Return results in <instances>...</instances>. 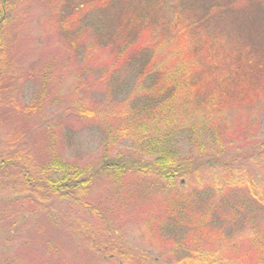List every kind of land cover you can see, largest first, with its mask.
Listing matches in <instances>:
<instances>
[{
  "label": "trees",
  "instance_id": "obj_1",
  "mask_svg": "<svg viewBox=\"0 0 264 264\" xmlns=\"http://www.w3.org/2000/svg\"><path fill=\"white\" fill-rule=\"evenodd\" d=\"M62 2L55 0L52 12ZM16 4L0 0V106L28 114L35 104L17 106L4 93L6 35ZM96 5L98 0H69L64 7L73 11L62 13L55 28L63 33L77 13ZM152 12L123 13L114 56L133 78L121 103L102 114L105 142L98 163L64 161L54 149L40 163L27 149L0 151L1 190L11 172L21 190L58 197L88 188L99 174L117 184H124L123 177L138 178L133 190L142 189L155 205L154 225L194 233L207 220L218 222L216 214L232 223L236 217L245 224L244 251H251L253 260L233 264H264V221H255L264 212V143L253 140L256 116L264 110V0H158ZM208 137L215 141L210 150ZM233 139L244 143L247 152L226 156ZM123 140L132 141L141 156H111L110 150ZM186 142L195 155L183 161ZM81 204L95 211L86 201ZM73 226L76 239L101 261L160 264L124 236V227L111 222L101 228ZM224 242L232 243L220 244ZM171 244L183 248L181 242ZM220 246L208 252L197 243L167 264H227L221 261Z\"/></svg>",
  "mask_w": 264,
  "mask_h": 264
},
{
  "label": "rangeland",
  "instance_id": "obj_2",
  "mask_svg": "<svg viewBox=\"0 0 264 264\" xmlns=\"http://www.w3.org/2000/svg\"><path fill=\"white\" fill-rule=\"evenodd\" d=\"M68 1L63 0L58 11L52 12L55 0H17L6 35L8 75L4 93H9L17 106H36L28 114L12 106H0V151L15 154L27 149L40 163L54 149L64 161L95 165L105 142L102 114L121 103L133 78L130 68L118 65L114 56L115 36L125 23L123 13L132 15L139 9L141 15H153L158 0H98L96 9L89 6L77 13L64 34L55 23L62 13L73 11L64 7ZM255 123L253 140L264 143V110ZM214 142L207 138L208 150ZM243 144L233 139L226 156L247 152ZM182 148L186 157L183 161L195 155L187 142ZM118 152L141 156L134 143L127 140L110 150L111 156ZM9 176L2 190L0 181V262L113 264L101 261L73 233V225L101 228L108 222L124 227V236L160 264L183 258L197 243L208 252L224 245L220 246L222 263L253 260V253L244 251L248 241L242 237L245 224L236 217L232 223L216 214L218 222L207 220L205 227L194 233L192 229L169 232L162 229L164 224L154 225L151 215L156 214L155 205L142 189L133 190L138 178L123 177L124 184H117L114 178L99 174L88 188L58 197L42 191L34 193L31 188L21 190L16 175L11 172ZM82 201L95 211L83 207ZM255 221H264L263 211ZM171 240L181 242L183 248H175ZM221 240L232 243L220 244Z\"/></svg>",
  "mask_w": 264,
  "mask_h": 264
}]
</instances>
